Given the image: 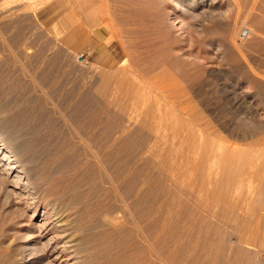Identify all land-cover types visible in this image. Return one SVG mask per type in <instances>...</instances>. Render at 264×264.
Masks as SVG:
<instances>
[{
  "label": "rangeland",
  "instance_id": "1",
  "mask_svg": "<svg viewBox=\"0 0 264 264\" xmlns=\"http://www.w3.org/2000/svg\"><path fill=\"white\" fill-rule=\"evenodd\" d=\"M6 2L0 0V92L10 88L7 92L19 99L18 107L42 119L41 129L58 124L67 145L72 139L65 123L73 122L63 120L61 104L67 114L66 104L82 101L79 126H87V114L95 113L99 129L91 148L95 153L77 139L75 150H66L70 157L66 163L80 182L73 205L90 204L98 217L80 216L81 230L86 229L82 234H88L90 223L96 226L88 237L93 243L107 237L134 238L138 254L136 258L132 250L131 258L138 264H222L224 251L217 254L216 246L237 235L239 228L234 219L223 220L220 215L238 213L248 223L253 212L248 201L264 202V0H13L14 7ZM13 33L14 53L1 41ZM48 67L59 79L62 95L57 98L50 85L46 100L34 85L41 69ZM26 101L31 105H24ZM213 131L226 140L221 143L229 142L243 156L241 173L232 183L237 209L208 186L196 185L193 167L200 159L201 141ZM2 156L0 264H65L57 250L47 251L55 233L40 235L44 208L38 207L35 214L20 198L15 174L6 182ZM46 168L41 169L48 172ZM40 194L42 199L48 197ZM115 211L122 223L119 232L101 222L103 212ZM260 211L256 208L254 215ZM74 218L76 225L78 217ZM258 228V250H264V222ZM154 232L164 257L159 261L150 260L148 253L140 255ZM232 248L227 252L235 255ZM126 258L118 263L128 264Z\"/></svg>",
  "mask_w": 264,
  "mask_h": 264
},
{
  "label": "bare ground",
  "instance_id": "2",
  "mask_svg": "<svg viewBox=\"0 0 264 264\" xmlns=\"http://www.w3.org/2000/svg\"><path fill=\"white\" fill-rule=\"evenodd\" d=\"M8 1H9L8 3L6 2L7 6H9L13 3V0L12 1L8 0ZM12 5H11V7H14ZM0 8H1V4H0ZM13 14H14L13 11L9 10L8 15L13 16ZM9 18L11 20V17H9ZM9 32L11 33V31H9ZM13 34L10 37L7 36L8 39L1 37V38H3V40H1L2 43L5 41L4 45L11 51H13L15 49V47H17V42H16V40H14V39H16V36H15V34L14 35ZM4 35H8V34L4 33ZM0 36H2L1 32H0ZM20 44H22V43H20ZM23 44H22V46H23ZM6 47L4 48V50L6 49ZM15 52H16V50H15ZM13 53H14V51H13ZM53 63H55V62H53ZM52 70H53L52 67L42 68L41 73L38 72V73H40L38 75L39 76L38 81L34 85V89H38V90H40V93H41V91L44 93V94H42V96L44 95V99H46L48 97V96H46V98H45V95H47V93H48L47 89H48V87L50 88V85L52 86V89L55 88V93L57 94V96L56 95L55 96L57 98H59L62 95V94H60L61 91L58 92V89H57L60 86L59 85L60 81H59V79L57 80L56 77L53 78L51 76ZM124 84L126 85V83H124ZM11 87L15 88L16 85H15V87L14 86H11ZM8 89L9 90L4 89L2 92H0V154L3 155L1 161L4 162V163H2V162L1 163L3 164V166L5 168V174H7L6 175V178H7L6 182H7V180L9 181L8 175L11 176V175L15 174L14 177L16 178V180H15L14 186L18 187V189H20V192H19L20 198L24 199L25 202L27 203V206L32 208L33 213H35V214L38 213V207L44 208L42 215H44L45 221L43 222V224H41V225L39 224L40 225L39 227H41V231H40L41 234L40 235L43 236L44 234H46L48 232H54L55 233V236L51 237V240H50L51 245H50L49 249H47V251L49 252L52 249V252L53 251L56 252V250H57V253H58L57 257L58 258H59V256L63 257V261L65 264H119L118 261L120 259H122V257L124 259H125V257H127L126 260H127L128 264H138L134 259L131 258L132 254H134L133 253V251L135 250L134 244L136 243L134 238L132 240V237H130L131 240H130V238H128V239L125 238L126 239L125 241L123 239H121V241L118 239L112 240L111 238L107 237V238L100 239V241L98 240V242L94 241V243L92 242L93 238L91 237L92 241L91 240L90 241L93 243L92 244L89 241L88 237L90 238L91 231L93 229H95L96 226L94 224H90V223H88V225L85 224L87 226V229H88L87 230L88 234H85V233L82 234V232H85L84 230H86V229L83 228L84 230L83 231L81 230V228L83 227V223L81 222V220L79 218L81 215H82L81 217H85L83 215L86 214V217L88 216V219H89V216H94V213L96 211L94 210V208H92V206H90V204H86L84 206H77V205H73L74 203L72 202L73 196L75 195V193H77V189H80L79 188L80 182L78 180L79 177H78L77 172L75 171L76 173H71L72 168L70 167V165H67V163H66L67 159H70L69 155L67 158L66 150H67V148H70L71 150L74 151L75 150L74 149L75 143L78 144L79 142H80V144L82 143L83 146H87L90 149L93 147L92 145L95 143V140L97 138L96 135H98V132H99V129L94 122V118H95L94 111H90L89 114H87L89 117V122H88L87 126L83 127L84 125L83 126L78 125L79 122H78V124H76L77 123L76 121L79 120L81 118V116L83 115L82 101H78L75 99L74 104H71V103L69 105L66 104L65 110H68L67 114L63 110L64 104H61V106H62L61 110H60V108H58V110H60L59 111L60 114H62L61 117L63 116L62 117L63 120L66 121V119H68L69 121L73 122V124H71V125H68V123H70V122H68L67 124L65 123V127L68 129L70 139H72V141L70 140L72 143H70L69 140L67 141L70 144V146H69V144L68 145L65 144L67 137H65V135H63V132L59 133V131H61V130H59L58 124L56 127L53 123H48L46 120H44L42 123L44 124V122L46 121L45 123H48V125L46 126V124H44L46 127L44 129H41L39 125L41 124L40 121H42V119L40 120L39 119L40 117L38 118L37 115H34L36 113L33 114L32 112L29 111L28 108L25 109V107L22 105L20 107H18V105H20V104H18L17 100H19V99L15 100L13 97H10L9 92H7V91H10V88H8ZM52 91H51V93H52ZM48 98L46 100H48ZM57 100H59V99H57ZM27 102L28 101L24 102V103H26L24 105L30 104V103L27 104ZM73 102H74V100L72 101V103ZM67 105H68V108L70 107V105H73V106L70 109H68ZM40 106H39V108H40ZM39 108H37V110ZM33 109H35V108H33ZM42 109H44V107ZM53 110H56V108L54 107V109H53V107H52V111ZM34 111H36V110H34ZM44 111L46 112L48 110H46V108H45ZM40 112H41V110H40ZM44 119H46V118L44 117ZM208 125H209V123H208ZM60 129H61V126H60ZM108 134H111V133H108ZM210 135L211 136H209V137L207 136V138L204 137L205 139L201 141L202 149L199 152L200 153V155H199L200 159L197 158L198 162L193 167L195 174L197 175V177L195 179L196 185L202 186V187L208 186L209 189H211V192L213 194L220 195L221 201H223L225 204L229 202V206L232 203V208L237 209V208H239V206L234 205L232 202V198H231V196H232V194H231L232 183L234 182V177L241 173V169H242L243 165H241L240 160L243 156L241 157V155L238 154V149L235 146L232 147V146H230L231 144L228 145L229 142L228 143L226 142L227 144L221 143L220 140L223 139V136L222 137L218 136V134H216L215 131H213ZM75 139H77V141H79V142L78 143L75 142ZM224 141H226V140H224ZM201 145L198 144L199 147H197V148L200 149ZM195 148H196V146H195ZM91 151L93 153H95L92 149H91ZM75 155H77V153ZM108 156H109V154H108ZM82 158H83V156H82ZM195 158H196V156H195ZM79 159H81V158H79ZM209 159H210V161H209ZM57 160L60 161V163L56 166L54 161H57ZM215 161H216V165L213 166ZM242 164H244V163L242 162ZM44 167L49 168V169L46 168L48 170V172H45L46 170L43 172V170L41 168H44ZM53 168H55V169H53ZM49 170H51V171H49ZM122 172H124V171H122ZM80 174H82V172H80ZM212 175L213 176L219 175V178L216 177V178L211 180ZM120 177H118V178H120ZM92 180H90V181H92ZM84 181H86V180H84ZM93 181H95V179ZM238 182H236V183H238ZM89 183H91V182H89ZM239 183H238V185H239ZM241 183H242V181H241ZM93 184H94V182H93ZM234 185H237V184H234ZM41 191L48 194V197H46L45 199H42L43 197L41 198V196H40ZM83 192H84V190H83ZM42 196H44V195H42ZM84 197H87V196H84ZM137 200H139V199H137ZM234 201H236V200H234ZM236 203L237 202H235V204ZM259 203L263 204L264 202H262V201L257 202L256 200H254L252 198L248 201V209L253 211L251 214L252 216H250L248 223L242 222L237 215L238 213L236 215H234L232 213L233 215L231 217L229 216L231 213L229 215H228V213H225V214L222 213L220 215L221 219L224 217L223 220H225V218H227L228 220L231 218H232V220L234 219L238 223V225L236 227L239 228L236 230V231H239V232H237L238 233L237 235L231 234L232 236H229L225 241H222V239H221L219 244L216 246L219 248L217 250V254H218V251H219V254L221 253L220 250L224 251V253H223V257H224L223 263L224 264H264V259H263V254H262V252L264 250H258L260 247L257 245L258 239L261 236L259 234L260 232H259L258 224L261 222H264V205H259ZM136 205H139V204H136ZM256 208H260L261 211L255 213L256 214V216H255L254 210ZM103 213H102L103 216L101 218V222L104 223V225L105 224L110 225L114 232H117V231L119 232V230L122 229V225H120L121 220H120L119 215H118L119 213H117L116 211L114 214L113 213L110 214L109 212L104 213V214ZM122 213L124 214V212H122ZM115 214H117V215H115ZM71 217H73V218L78 217V219H77L78 221H76V225H75L74 220H73L74 224L71 221V219H73ZM95 217H97V215L94 217H91V218L95 219ZM85 218H83V219H85ZM135 218H137V216ZM94 221H96V220H94ZM99 221H100V219H99ZM123 222H125V221H123ZM85 225H84V227H86ZM157 227L158 226L156 224L155 225L156 231H157ZM131 228H132V226H131ZM102 233H104V232H102ZM156 234H157V232H156ZM156 234L154 232L150 238L151 240H148L150 246L147 245L148 248L147 247L145 248L146 245L145 246L143 245L144 251L142 252V249L140 250L141 256L143 255V253H148L149 255H147V256H150L148 258L149 259L151 258L155 261H157L158 259L162 260L164 258L160 254L159 246H160L161 242L159 243V241H158L159 235L157 236ZM234 234H236V233H234ZM91 236H92V234H91ZM98 236H99V234H98ZM101 236H103V235H101ZM104 236H105V234H104ZM145 240L146 239H144V242L147 244L148 241L146 240L147 241L146 242ZM214 243H216V242H214ZM209 244H212L210 246H214L213 242H211V243L209 242ZM203 245H206V242ZM138 246H140V245H138ZM143 247H141V248H143ZM204 247L207 248L206 246H204ZM232 247L237 250V251L234 250V251H236V252H234L235 255H230L227 252V249L228 248L230 249ZM243 248H248V249L254 250L256 252L253 253V252H247L246 251L243 254V252H242ZM210 250H212V248L209 250L207 249V251H210ZM82 252L84 254H82ZM200 252H202V251H200ZM213 252L214 251H212V253ZM229 252H230V250H229ZM234 253H232V254H234ZM137 254H138V251H137V253L135 252L136 258H137ZM243 255H245V257H242V258H246V259L242 261L241 256H243ZM135 256H134V258H135ZM213 256L214 257H212V258L216 260V258H215L216 255H213ZM145 257H146V255H145ZM140 259H142V258H140ZM126 260H124V262H126ZM122 262H123V260H122ZM140 262H142V261H140ZM153 263H154V261H153ZM142 264H144V263H142Z\"/></svg>",
  "mask_w": 264,
  "mask_h": 264
},
{
  "label": "built area",
  "instance_id": "3",
  "mask_svg": "<svg viewBox=\"0 0 264 264\" xmlns=\"http://www.w3.org/2000/svg\"><path fill=\"white\" fill-rule=\"evenodd\" d=\"M247 34H248V30H245V29L242 30V35H243V36H246Z\"/></svg>",
  "mask_w": 264,
  "mask_h": 264
},
{
  "label": "water",
  "instance_id": "4",
  "mask_svg": "<svg viewBox=\"0 0 264 264\" xmlns=\"http://www.w3.org/2000/svg\"><path fill=\"white\" fill-rule=\"evenodd\" d=\"M79 58H81V56H78Z\"/></svg>",
  "mask_w": 264,
  "mask_h": 264
}]
</instances>
